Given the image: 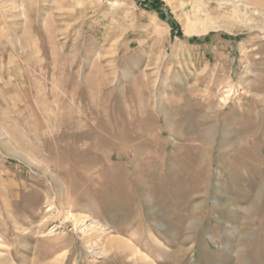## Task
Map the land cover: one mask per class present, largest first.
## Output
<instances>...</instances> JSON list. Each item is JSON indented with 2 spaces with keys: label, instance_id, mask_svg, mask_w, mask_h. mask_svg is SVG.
I'll return each mask as SVG.
<instances>
[{
  "label": "rangeland",
  "instance_id": "374dc122",
  "mask_svg": "<svg viewBox=\"0 0 264 264\" xmlns=\"http://www.w3.org/2000/svg\"><path fill=\"white\" fill-rule=\"evenodd\" d=\"M248 1L0 0V264H264Z\"/></svg>",
  "mask_w": 264,
  "mask_h": 264
},
{
  "label": "bare ground",
  "instance_id": "6f19581e",
  "mask_svg": "<svg viewBox=\"0 0 264 264\" xmlns=\"http://www.w3.org/2000/svg\"><path fill=\"white\" fill-rule=\"evenodd\" d=\"M227 1L231 2L232 4H235L236 6L243 5L245 7H250V5L252 3L248 0H227ZM47 172H48V170H47ZM63 203H64V201H63ZM101 240H102V245L104 246V252H109V253L117 254V255H121V256L124 254H126V255L131 254L133 256H137V255L142 253L140 246L138 245L137 241L134 239H129V238H125V237L123 238V236L122 237H118V236L112 237V236L107 235L106 240H103V239H101ZM97 241H99V240H97ZM155 262H157L155 259L152 262L151 260L148 259L147 256L141 254V261L139 262V264H155ZM60 263H61V259L58 258L51 264H60Z\"/></svg>",
  "mask_w": 264,
  "mask_h": 264
}]
</instances>
